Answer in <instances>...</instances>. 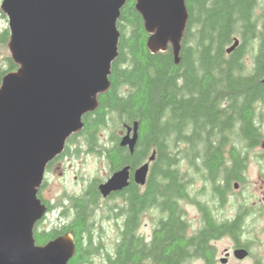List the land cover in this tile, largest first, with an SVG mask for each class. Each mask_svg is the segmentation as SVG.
Wrapping results in <instances>:
<instances>
[{
	"label": "water",
	"instance_id": "obj_1",
	"mask_svg": "<svg viewBox=\"0 0 264 264\" xmlns=\"http://www.w3.org/2000/svg\"><path fill=\"white\" fill-rule=\"evenodd\" d=\"M127 0H4L9 48L20 65L0 87V264H69L70 235L44 246L35 228L46 214L39 198L47 167L68 140L84 129L83 118L98 109V96L111 87L119 55L117 27ZM152 54L171 46L179 62L189 19L186 0H136ZM241 44L235 38L232 53ZM264 81V80H263ZM121 145L133 154L139 124L126 125ZM154 160V156L150 162ZM150 162L135 171L146 182ZM127 166L100 186L104 196L129 184ZM247 251L237 256L246 258Z\"/></svg>",
	"mask_w": 264,
	"mask_h": 264
},
{
	"label": "flooded vegetation",
	"instance_id": "obj_2",
	"mask_svg": "<svg viewBox=\"0 0 264 264\" xmlns=\"http://www.w3.org/2000/svg\"><path fill=\"white\" fill-rule=\"evenodd\" d=\"M218 102L221 109L232 111L228 100ZM247 108L253 113V129L243 124L242 105L238 106V114L228 128H222L221 123L214 128L211 139L207 135L210 128L196 131L193 125L190 126L187 132L191 136L190 142L179 144L172 151L175 162L172 168L180 175L175 182L163 179L159 171H155L158 149L151 150L136 168L128 163L117 166L112 162L111 153L116 149L124 150L125 156L132 154L129 147L121 145L122 137L127 134L126 125L123 126V135L117 134L119 144L111 142V139L97 146L67 143L63 154L52 165L60 170L61 176L66 174L61 164L80 155L82 148L86 147L87 155L107 161L109 177L104 182L98 178L82 184L84 189L81 193L64 192L57 198L43 195L48 185L46 172L39 191L46 214L36 228L49 238L47 244L70 235L75 245L74 255L79 245L85 251L81 264L125 263L127 250L120 255L118 246L129 243L128 231L131 228L136 230L140 241L142 264H162L166 251L162 242L169 239L167 230L173 234V244L178 242L177 247L181 249L179 257H173L175 264L247 261L264 264V260L253 251L255 247L264 246V227L259 226L264 222V100H255ZM210 143L219 152L215 158H211ZM153 156L154 160L150 162ZM148 162L150 168L146 182L138 184L135 171ZM127 166L131 167L129 184L104 196L100 186ZM254 166L259 168L262 178V200L243 194L252 185L251 170ZM178 182L183 186V197H179ZM135 195L138 196L137 203ZM105 223L112 224L117 230L111 248L103 238ZM225 239H230L232 245L221 250L218 244ZM240 250L247 251L246 258H238Z\"/></svg>",
	"mask_w": 264,
	"mask_h": 264
},
{
	"label": "trees",
	"instance_id": "obj_3",
	"mask_svg": "<svg viewBox=\"0 0 264 264\" xmlns=\"http://www.w3.org/2000/svg\"><path fill=\"white\" fill-rule=\"evenodd\" d=\"M186 6L189 19L176 63L171 46L165 52H150V35L136 9V0H127L117 23L119 55L112 64L111 87L98 96V109L84 116L83 131L67 143L73 144L82 136L87 145H102L99 135L110 121H117L121 128L122 124L133 126L138 122L140 135L134 154L125 156L124 150L116 149L111 153L115 159H110L117 166L128 163L136 168L151 150L158 149L155 171L175 182L180 175L173 171L172 151L190 142V126L196 131L210 128L207 135L211 139L214 128L220 123L228 128L242 105L243 124L251 127L253 113L247 107L255 100H264V0H186ZM235 38L241 40L240 46L227 53ZM10 41L6 28L0 32V52L10 49ZM19 68L12 55L0 57V87L5 76ZM218 100H228L232 111L221 109ZM119 139L115 131L111 142L119 144ZM258 139L260 142L259 135ZM210 146L211 158H215L219 152ZM53 164L48 165V173L53 171ZM182 187L178 182L179 197H183ZM137 199L135 195L134 201ZM167 231L169 239L162 242L166 250L162 264H175L173 257H179L181 249ZM34 233L37 245L47 244L49 238L40 228ZM128 233L129 243L118 246L120 255L127 250L126 261L113 264H142L136 230L131 228ZM84 255L79 245L69 264H81Z\"/></svg>",
	"mask_w": 264,
	"mask_h": 264
},
{
	"label": "rangeland",
	"instance_id": "obj_4",
	"mask_svg": "<svg viewBox=\"0 0 264 264\" xmlns=\"http://www.w3.org/2000/svg\"><path fill=\"white\" fill-rule=\"evenodd\" d=\"M4 0H0V32L5 30L6 28L9 29V20L6 14L2 11V3ZM262 11L258 9V14H260ZM12 55L10 49L6 51L0 52V57L3 58L5 56ZM120 124L117 121H110L109 125L105 127L99 137L101 142L107 143L110 141L112 134L116 131L118 135H123V124L122 128L119 127ZM73 144L76 145H87V142L85 141L84 137L80 136L76 141H74ZM72 144V145H73ZM83 152L76 156L74 159H70L67 161H64L61 166L64 169V172H66L65 175H60L59 171L57 169H54L53 171L49 172L46 177V181L48 182L47 187L43 190V195L45 197H61L64 195V192L69 193H81L83 191V185L87 184L88 182H91L94 179H101L100 182H104L109 177V167L107 165V161H101L97 158V156L94 155H87L85 153L86 147H83ZM59 165V164H58ZM57 168V166H56ZM259 168L257 166H254L251 170L252 172V185L250 186V190H246L247 192H243L245 196H251L254 195L260 200H262L263 195L261 193L260 187L262 183V178L259 175L258 172ZM95 186V183L92 185ZM231 207V206H230ZM229 207V208H230ZM187 208L190 209V206H187ZM105 230L106 232L103 235V238L105 240V243L107 244L108 248L112 247V241L117 236V230L112 227V224L105 223ZM259 226L264 227V222L260 223ZM142 232V230H141ZM264 236V234H262ZM264 239V238H263ZM232 245V242L230 239H225L219 242L218 246L220 249L227 248ZM254 253L260 258L264 260V246H259L253 248ZM98 264H105L98 263ZM195 264H201V263H195ZM231 264H250L249 261L245 263H238L234 262Z\"/></svg>",
	"mask_w": 264,
	"mask_h": 264
}]
</instances>
